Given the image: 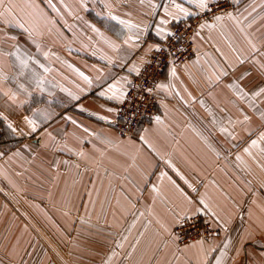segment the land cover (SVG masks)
<instances>
[{
    "label": "crops",
    "instance_id": "0c3cea01",
    "mask_svg": "<svg viewBox=\"0 0 264 264\" xmlns=\"http://www.w3.org/2000/svg\"><path fill=\"white\" fill-rule=\"evenodd\" d=\"M226 1L232 18L193 34L196 53L167 68L155 113L123 136L114 124L129 69L205 9L5 0L14 7L0 16V264H50L35 249L55 246L71 264H264V0ZM199 212L222 234L179 245L177 217ZM34 217L49 242L36 239Z\"/></svg>",
    "mask_w": 264,
    "mask_h": 264
},
{
    "label": "built area",
    "instance_id": "2783aa9c",
    "mask_svg": "<svg viewBox=\"0 0 264 264\" xmlns=\"http://www.w3.org/2000/svg\"><path fill=\"white\" fill-rule=\"evenodd\" d=\"M211 11L203 10L192 18L181 21L170 28L172 36H167L158 45L160 52L155 48L145 53L146 58L139 74H135L127 88L123 100L118 104V119L115 128L123 136H138L144 120L156 111L158 102L157 85L165 75L170 65H182L196 53L193 34L200 29V25L212 19L214 15L228 14L233 5L220 0L210 4ZM151 92H148V89ZM3 136L0 126V140ZM174 233L179 245L197 239H207L220 236L222 228L211 222L206 212L182 219L174 226Z\"/></svg>",
    "mask_w": 264,
    "mask_h": 264
},
{
    "label": "snow or ice",
    "instance_id": "6c2138e0",
    "mask_svg": "<svg viewBox=\"0 0 264 264\" xmlns=\"http://www.w3.org/2000/svg\"><path fill=\"white\" fill-rule=\"evenodd\" d=\"M188 2H189V3H193L194 0H188ZM195 2H196L197 6H198L199 8L205 9V10H207V11H211V7H210V4H209V0H195ZM173 3H174V5H175V7H176V9L178 10L179 13H182V14L185 15V16L190 15V13L187 11V9L183 8L180 4L175 3V0H173ZM215 3H216L217 6H218L219 0H215ZM0 7H3V8H4V11H3L2 13H0V16H3V15H11V14H12V8L14 7V5H12L10 2H9L7 5H5V0H0ZM165 12L168 13V15H172L174 19L176 18V16H174L172 13L168 12V9H167V8H165ZM227 15H228L230 18H232L230 13H228ZM223 18H224V17H223L222 15H214V19H215L216 21H221ZM112 19H113V20H118L119 23H121V24H126V23H127L126 21L119 20V18H118V17H115V16H113ZM6 22H7V23H11V22H9V21H6ZM162 23H163V21H162ZM17 26H18V27H23L22 24H17ZM212 26H213V25H211V24H207V23H205V24H201L199 27H200V29H203V28H205V27H212ZM130 27H131V26H130ZM94 30H95V29H94ZM25 31H27V29H25ZM161 31H162V30H161ZM159 34H160V33L158 32V35H159ZM166 35H167V36H172L173 34H172L171 32H169V33H166ZM253 48L255 49V45H253ZM151 50H152V49H149V51H151ZM155 51L160 52V51H161L160 47H159V46H156V47H155ZM262 67H264V66H262ZM129 71H130V72H136L137 74H139V71H140V70H139L137 67L133 66L132 68L129 69ZM225 74H226V73H225ZM173 75H175V71H174V70H173ZM85 79H87V77H85ZM115 87H116V85H114V84H113V85H110L109 90L112 91L113 89H115ZM157 87H158V88H164V87H166V86L163 85V84H159V85H157ZM151 91H152V90L149 88V89H148V92H151ZM260 94H264V86L259 87V90L255 92V95H260ZM101 95H104V93H101ZM124 96H125V94H124L123 92H121V93H120V96H119L118 98L123 99ZM156 119H157V122H159V117H157ZM27 122H28L29 124H32V123H33L32 120H28ZM9 127H11V125H9ZM259 141H264V133H261V135H260V137H259ZM259 141H258V140H252V141H251L250 148H255V147H257ZM261 151L264 152V148H262ZM245 152H249V149L246 148V149H245ZM249 154H250V153H249ZM237 159H240V157H237ZM189 187H191V185H189ZM193 190L195 191V189H193ZM203 202H204V201H203V198H201L200 203H203ZM190 203H191V202H190ZM176 222H177V223L180 222V221H179V217H177V221H176ZM162 227H163L164 232H166V233L169 232V228H168L167 226H163V225H162ZM175 239H176V237L173 236V240H175ZM198 243L202 244L203 241H198ZM194 246H195V245H189L188 247H194ZM216 264H220V261L217 260Z\"/></svg>",
    "mask_w": 264,
    "mask_h": 264
},
{
    "label": "rangeland",
    "instance_id": "374dc122",
    "mask_svg": "<svg viewBox=\"0 0 264 264\" xmlns=\"http://www.w3.org/2000/svg\"><path fill=\"white\" fill-rule=\"evenodd\" d=\"M39 220H41V219L38 217L37 218L34 217L33 223H34V228L36 229V231H35L36 239H38L42 244V241L49 242V241H47V238L44 236V234L47 237L49 235L43 231L41 222ZM53 244H55V243H53ZM35 251H36V256L40 257V259L42 258L43 255H46L50 260V264H71V263H63L62 262V260H65L66 257H67V260H70L69 249L62 250V249L55 246L52 248H45V249H39V250L35 249ZM41 262H40V264H42Z\"/></svg>",
    "mask_w": 264,
    "mask_h": 264
}]
</instances>
